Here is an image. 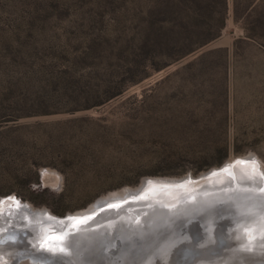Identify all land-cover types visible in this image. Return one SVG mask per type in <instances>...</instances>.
<instances>
[{"label":"rangeland","instance_id":"1","mask_svg":"<svg viewBox=\"0 0 264 264\" xmlns=\"http://www.w3.org/2000/svg\"><path fill=\"white\" fill-rule=\"evenodd\" d=\"M151 1L0 0V199L63 216L143 177L245 155L264 171V0L243 22L259 17L263 30L228 15L217 37L160 68L166 51L141 46ZM181 247H163L167 264L214 251Z\"/></svg>","mask_w":264,"mask_h":264},{"label":"bare ground","instance_id":"2","mask_svg":"<svg viewBox=\"0 0 264 264\" xmlns=\"http://www.w3.org/2000/svg\"><path fill=\"white\" fill-rule=\"evenodd\" d=\"M227 164H229L228 171L220 172V174L215 172L213 173L214 177L201 176L198 182L194 181L183 186L182 189L163 188L160 189L161 194L147 193L143 196L144 200L139 202L140 204L147 202V204L144 203L140 207L127 210L126 214L133 217H125L128 219L126 223H123V220L117 221L109 227V230L105 229V226L99 227L97 224L99 222H85V224L74 225L68 231V226L67 230L63 228L67 223L65 224L61 219H55L56 217L48 210L32 209L27 202L15 200L13 195L3 197L0 200V240L3 241L0 243V255L4 252L7 259L13 264L22 263V259L29 261V264H161L162 261L167 264L168 256H165L163 250L165 246L162 245L166 239L156 240L157 232H147L149 227H155L158 219L162 216L170 217L176 215V212L185 210L196 211V208L217 201L219 203H214V205L221 206L217 212L224 205L227 209L216 212L208 218L207 223H202L205 230L203 236L213 242L212 246H207L214 250L213 254L206 253V249L197 250L200 253L197 255L198 257H194L193 260L186 263L192 262L193 264L197 258H200L203 261L202 264H260L264 258V220L257 219L247 226H239L235 231L232 227L242 222L246 217L234 218L229 214L235 209H246L248 212L254 210V215L264 213L263 197L259 199L262 203L259 205L257 198L253 199L239 187L233 186L234 183L246 179L257 188L264 190V171L258 161L255 163L253 160L244 163L237 160L232 166L230 163ZM53 174L47 172L46 175ZM223 179H226L227 182L220 186L219 183ZM230 180H232V186ZM203 181L202 190L218 184L221 189L197 195L182 194V190L185 191ZM177 195L176 199L182 200L178 204H172V206L156 204L164 196L170 199ZM163 207L165 208L163 209ZM254 215H250V217ZM260 218H264V215ZM151 219L157 221L155 225L151 224ZM227 221H232V223H226ZM124 224L127 226L125 227ZM212 231L216 233L212 234ZM241 232L242 234L238 237ZM60 234L63 237L59 236ZM10 237L14 239H9ZM184 243L192 248L189 241ZM214 245L218 248H215ZM195 248L197 249L199 246ZM169 249L166 248L167 251ZM196 249L187 251V253H193ZM236 249H238L237 252ZM155 255H158V258ZM187 256L189 254L185 258ZM174 258L176 261L179 254H176ZM7 259L0 256V264H8ZM181 260L183 264L185 259Z\"/></svg>","mask_w":264,"mask_h":264},{"label":"water","instance_id":"3","mask_svg":"<svg viewBox=\"0 0 264 264\" xmlns=\"http://www.w3.org/2000/svg\"><path fill=\"white\" fill-rule=\"evenodd\" d=\"M237 160L238 162L242 161L243 163L249 160H253L255 161V163H257L254 157H252L251 155H245V156L237 157L231 160H226L222 164H220L218 167L210 168L206 171L199 172L195 175L187 173L179 177H143L140 179L137 185L133 187H124L118 190L111 191L105 194L104 196L97 198L95 201H93L90 205H88L84 209L76 210L74 212H68L63 216H55L53 214L52 215L56 217L55 219H61L62 221L65 222V224L67 223L66 225H64L63 228H66L68 226V231L74 225L85 224V222H88V223L99 222L97 223L99 227L105 226L104 228L109 230V227L113 225L114 223H116L117 221L123 220V223H126L128 219H126L125 217H129V216H130L129 218L133 217L132 215L126 214L127 210H129L130 208L134 209V208L140 207L144 203L147 204V202H144L141 204L139 203V202H142V200H144L143 196L146 195L147 193L155 192V194H159V193L161 194L160 189H163V188H170V189L171 188L172 189L181 188L182 189L183 186H187L188 184H191L194 181L198 182L199 177L201 176H204L205 178H207V176L214 177L213 173L215 172H218L220 174V172L228 171L229 164L227 163H230V165L232 166L235 162H237ZM230 181H231V186H232V180ZM226 182L227 180L223 179L219 184L221 186L225 184ZM203 184H204V181L196 186L189 187V189L185 191L182 190V194L197 195L202 192L207 193V192L217 191L221 189L218 184L217 186L213 185V186H210L202 190L203 187L201 188V186ZM233 186L239 187V189H241L242 191H245V193L251 196L253 199L254 197L257 198L256 200L259 202V205L262 204L259 201V199H262L261 197L264 198V193H263L264 191L261 190L262 188L260 189L257 188L256 186H254L252 183H250L246 179L240 181L239 183H234ZM178 195L170 199H167V197L164 196V198L163 197L160 198V200L158 201L159 203H156V204L157 205L161 204V206L162 205L172 206V204H178L180 201H182L181 199H176ZM15 200H17V198ZM214 203L218 204L219 202L216 201L213 203L206 204L198 208L199 210L196 208V211L185 210L184 212H178V213L176 212L175 214L178 216L176 215H172L170 217L162 216V218L158 219V222L156 220L154 221L153 219H151L152 220L151 224L153 223L155 225V223L156 222L157 223H156V226L153 227L154 229L149 227L147 232L156 231L157 232L156 240L162 239L161 233L165 237L168 236V238L164 241L163 244L166 247L170 248L169 252L172 251L173 249L175 250V247L178 245H181L182 246L181 248L185 247L186 249H189V250H194L196 249L195 247H198V246L199 248L212 246L213 242L208 241L205 238V236H203V234L205 233V230L203 229L202 223H205V222L207 223V221L209 220L208 218L216 214L218 208L221 207L220 205H214ZM262 206H264V204H262ZM164 208L165 207H163V209ZM225 209H227L226 205H224L221 210H225ZM221 210H219L218 212H220ZM253 212L254 210L249 213L251 214ZM229 215L234 218L239 217L238 214H235L234 216L231 214ZM242 215H245V214H242ZM263 215L264 213L260 214L259 217ZM172 217H175V218H172ZM254 217L255 216H252V217L246 216V218L242 220V222H239V224L232 227V229L236 231L239 226L242 227V226L249 225L250 223L255 221V220H252L254 219ZM226 223H232V221H227ZM124 226L126 227L127 225L124 224ZM56 227H59V226H56ZM120 228H123V227H120ZM56 229L58 230L59 228H56ZM214 232L212 231V234H214ZM62 234H63V231H62ZM62 234H60L59 236L63 237ZM180 234L182 235L179 236ZM241 234L242 232L238 234L239 235L238 237H240ZM187 241H189L192 244V248L186 245L187 243H184ZM237 250L238 249H236L235 251L237 252ZM178 251L179 252L176 251V254L181 255L182 254L181 250L179 249ZM235 251L234 253H236Z\"/></svg>","mask_w":264,"mask_h":264},{"label":"trees","instance_id":"4","mask_svg":"<svg viewBox=\"0 0 264 264\" xmlns=\"http://www.w3.org/2000/svg\"><path fill=\"white\" fill-rule=\"evenodd\" d=\"M253 0H152L149 19L146 24L141 46L147 53L169 55L155 68L174 61L217 37L230 15L234 22H241L243 31L252 34L261 31L263 22L255 19L252 27L243 26L247 20L248 8ZM221 48L209 49L200 56L221 52ZM222 55V54H221ZM49 111H41L48 113ZM33 113H37L34 111ZM235 150V148H234ZM222 156L215 160L219 163Z\"/></svg>","mask_w":264,"mask_h":264},{"label":"snow or ice","instance_id":"5","mask_svg":"<svg viewBox=\"0 0 264 264\" xmlns=\"http://www.w3.org/2000/svg\"><path fill=\"white\" fill-rule=\"evenodd\" d=\"M262 191H264V190H262ZM9 239H14L13 237H10ZM0 243H3V241L2 240H0Z\"/></svg>","mask_w":264,"mask_h":264}]
</instances>
